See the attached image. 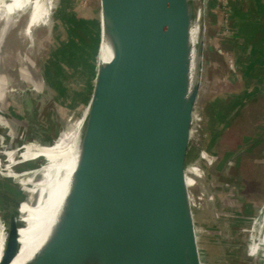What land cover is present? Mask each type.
I'll return each instance as SVG.
<instances>
[{
  "label": "water",
  "instance_id": "1",
  "mask_svg": "<svg viewBox=\"0 0 264 264\" xmlns=\"http://www.w3.org/2000/svg\"><path fill=\"white\" fill-rule=\"evenodd\" d=\"M64 1L72 9L83 107L74 131L75 165L55 228L65 234L63 264H205L187 166L202 78L203 9L193 86L177 78L192 0H94L95 15L80 9L83 0ZM184 86V110L169 119L171 92ZM20 103L24 142L52 146L66 133L37 88L23 91ZM24 142L0 150V178L17 184L28 199L24 177L16 175L39 168L47 157L9 166ZM5 232L0 264L17 254V231L5 223ZM53 256L54 248L46 247L26 264H48Z\"/></svg>",
  "mask_w": 264,
  "mask_h": 264
},
{
  "label": "rangeland",
  "instance_id": "2",
  "mask_svg": "<svg viewBox=\"0 0 264 264\" xmlns=\"http://www.w3.org/2000/svg\"><path fill=\"white\" fill-rule=\"evenodd\" d=\"M35 2L48 15L30 32ZM80 4L86 15H95L94 0ZM201 6L205 22L202 78L187 163L189 177L195 180L188 183L199 243L205 264H264V0H201ZM250 15L257 22L239 32L240 23L249 22ZM3 25L6 21L0 19V31ZM76 40L72 9L64 0H31L16 10L8 37L0 39V150L23 145L27 127L20 97L27 89L37 88L48 105L54 106L64 132L76 130L83 107ZM241 45L249 54L237 68ZM249 55L253 87L262 92L228 127L218 122L213 126L216 120L211 122L210 108L231 101L242 91ZM24 143L18 160L11 159L9 166L32 161L24 154L29 146L38 150L37 145ZM245 147L247 152L239 157ZM201 149L208 153L204 164L209 167L196 175L191 165L199 160ZM45 246L50 245L40 251Z\"/></svg>",
  "mask_w": 264,
  "mask_h": 264
},
{
  "label": "bare ground",
  "instance_id": "3",
  "mask_svg": "<svg viewBox=\"0 0 264 264\" xmlns=\"http://www.w3.org/2000/svg\"><path fill=\"white\" fill-rule=\"evenodd\" d=\"M9 1L11 3H9ZM29 2H31V0L0 1V19L6 21L7 24V28L4 25L1 28V41L8 37L9 26L16 10L24 9ZM192 3L193 9L189 33L185 38L182 68L177 74V78H179L180 83L183 85H186L191 81V85L194 86L196 83L195 73L198 69L197 61L199 56L200 38L203 31V8L201 6V0H192ZM5 5H7L6 8H4ZM33 5L34 11L29 19L27 30L30 32L39 24V22H41V17L48 15V11L45 10V8L41 9L40 4L37 2L33 3ZM104 48L102 54L103 59L108 60L110 58V53L107 48ZM169 98L170 101L168 104L170 105L171 114H169L168 118H176L183 112V108L186 104V86H184L183 89L182 87H174ZM32 142L37 145L38 150H30L31 146H29L26 149L24 157L32 160L40 157H47V159L39 168L25 172L21 175L24 177L21 180V183H23L26 189L30 192L29 198L25 199L23 197L17 184L9 182L4 178H0V246L2 245L0 247V259L4 250V240L6 235L5 223H11L17 231V235L12 242L14 249L16 248L14 251L17 254L11 262L7 260L9 264H26L34 252L40 251V248L48 243L50 246L45 247L49 249L54 248V256L48 261V264H63L64 254L62 250L64 249H62V246L64 244L65 234L61 231L55 232V228L63 210L65 196L68 192L70 175L75 165V134L74 132L71 134L65 133L64 139L58 144H56V141V145L54 144L52 146H43L35 141ZM199 163L205 172V162L202 157L196 162V164ZM0 165H2V163H0ZM196 167L197 166H195V169ZM188 181L193 182V179L189 177ZM26 184H30L31 186H27ZM34 193L38 195L37 205H34L33 203ZM2 229H4V233ZM2 240L3 243L1 244ZM17 245L19 248H17Z\"/></svg>",
  "mask_w": 264,
  "mask_h": 264
},
{
  "label": "flooded vegetation",
  "instance_id": "4",
  "mask_svg": "<svg viewBox=\"0 0 264 264\" xmlns=\"http://www.w3.org/2000/svg\"><path fill=\"white\" fill-rule=\"evenodd\" d=\"M256 19V17L254 16H249V22L243 21L240 23V30L239 32H244V26H246V24L248 25H253L254 23H256L257 21L254 20ZM241 37V35H238V39ZM241 42V41H240ZM239 42V43H240ZM238 43V44H239ZM244 44V43H243ZM240 45V44H239ZM243 48V45H241ZM245 49V53L242 56V59L244 56H246V54H249V51ZM253 55V54H251ZM249 58L247 59V62H249L250 60V55L248 56ZM247 65H250V62L247 63ZM239 68V67H237ZM250 70H252L251 65L250 68L247 70L246 69V73H243V80L245 82V86L243 87L242 91L240 93L237 94V96H235L233 99H231V101L218 106L217 108H210V112L209 114L211 116H214V119L212 118V121L210 119V121L213 123L214 120H216L213 124V126L217 124V122L219 124H221L223 127H228L229 124H231L233 121H236V119L238 117H242L246 107L250 104V102L257 96L258 94V90L257 88L251 86V83H253V74L252 72H250ZM214 132V131H213ZM216 132V136H218V131ZM204 149H201L199 153H201V151ZM247 152L246 149H243L240 153H239V157L243 154H245Z\"/></svg>",
  "mask_w": 264,
  "mask_h": 264
},
{
  "label": "built area",
  "instance_id": "5",
  "mask_svg": "<svg viewBox=\"0 0 264 264\" xmlns=\"http://www.w3.org/2000/svg\"><path fill=\"white\" fill-rule=\"evenodd\" d=\"M201 157H202V159H203V160L205 161V163H206V162H207L206 159H207V157H208V153H206L205 150H202L201 153H200V158H201ZM208 163H210V161H208ZM194 164H195V166H197L196 169H195ZM191 169H192V171H193L195 174H198V173H200V172L203 171V168H202V166L200 165V163H199V164H196V162L193 163V164L191 165ZM203 172H204V171H203ZM193 181H195V180L193 179Z\"/></svg>",
  "mask_w": 264,
  "mask_h": 264
},
{
  "label": "crops",
  "instance_id": "6",
  "mask_svg": "<svg viewBox=\"0 0 264 264\" xmlns=\"http://www.w3.org/2000/svg\"><path fill=\"white\" fill-rule=\"evenodd\" d=\"M235 38V37H234ZM245 51V47H243L241 50H239V52L237 53V58H236V61L238 62L237 64H238V66L237 67H239V66H242L241 65V61H242V56H243V54L245 53L244 52ZM247 66V70L250 68V65H246ZM254 84L252 83L251 84V86H253ZM258 90V94H260L261 92H262V90L260 89V91H259V89H257ZM210 115V114H209ZM246 148H248V147H245V149Z\"/></svg>",
  "mask_w": 264,
  "mask_h": 264
},
{
  "label": "trees",
  "instance_id": "7",
  "mask_svg": "<svg viewBox=\"0 0 264 264\" xmlns=\"http://www.w3.org/2000/svg\"><path fill=\"white\" fill-rule=\"evenodd\" d=\"M244 16H246V15H244ZM189 158H190V154H188V160H189Z\"/></svg>",
  "mask_w": 264,
  "mask_h": 264
}]
</instances>
